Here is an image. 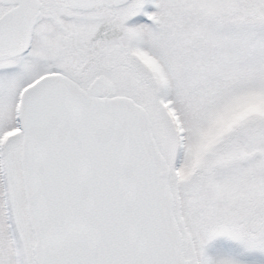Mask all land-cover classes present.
<instances>
[{
  "label": "snow or ice",
  "instance_id": "6c2138e0",
  "mask_svg": "<svg viewBox=\"0 0 264 264\" xmlns=\"http://www.w3.org/2000/svg\"><path fill=\"white\" fill-rule=\"evenodd\" d=\"M0 264H264V0H0Z\"/></svg>",
  "mask_w": 264,
  "mask_h": 264
}]
</instances>
